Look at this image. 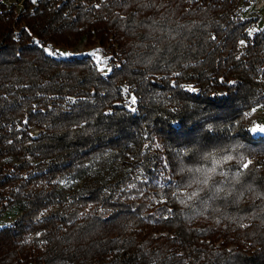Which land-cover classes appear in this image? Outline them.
Here are the masks:
<instances>
[{
    "label": "trees",
    "instance_id": "obj_1",
    "mask_svg": "<svg viewBox=\"0 0 264 264\" xmlns=\"http://www.w3.org/2000/svg\"><path fill=\"white\" fill-rule=\"evenodd\" d=\"M241 3L0 0V264H264Z\"/></svg>",
    "mask_w": 264,
    "mask_h": 264
},
{
    "label": "rangeland",
    "instance_id": "obj_2",
    "mask_svg": "<svg viewBox=\"0 0 264 264\" xmlns=\"http://www.w3.org/2000/svg\"><path fill=\"white\" fill-rule=\"evenodd\" d=\"M7 4H16L18 9L22 7V4L25 0H2ZM244 1V0H243ZM242 8V9H241ZM241 16L243 18L253 19L249 31H258L264 29V0H246V3H241ZM84 42L79 44L70 54H87L89 52H94V47L83 48ZM92 49V50H91ZM249 125L252 128H258L264 126V117L261 107H255L249 112ZM1 163V162H0ZM250 160L247 159L245 164H249ZM17 214L16 207L5 208L4 211H1L0 208V227L9 224Z\"/></svg>",
    "mask_w": 264,
    "mask_h": 264
},
{
    "label": "snow or ice",
    "instance_id": "obj_3",
    "mask_svg": "<svg viewBox=\"0 0 264 264\" xmlns=\"http://www.w3.org/2000/svg\"><path fill=\"white\" fill-rule=\"evenodd\" d=\"M36 2H37V0H32V3L35 4ZM44 51H45V53H46L47 55H49V56L54 55V53H52L51 51H49L47 48H45ZM58 55H60V56L63 57V56H65L66 54L58 53ZM93 55H94V54H93ZM133 102H135V98H133ZM251 131H252L253 133H256L257 131H259L260 133H264V128H260V129L252 128ZM244 167L247 168L248 165L245 164ZM200 182H201L202 184H203V183H207V174H205L204 178H202Z\"/></svg>",
    "mask_w": 264,
    "mask_h": 264
}]
</instances>
